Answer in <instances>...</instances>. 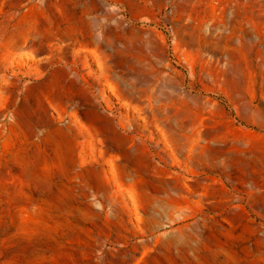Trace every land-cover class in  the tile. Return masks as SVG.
I'll list each match as a JSON object with an SVG mask.
<instances>
[{
  "label": "rangeland",
  "instance_id": "374dc122",
  "mask_svg": "<svg viewBox=\"0 0 264 264\" xmlns=\"http://www.w3.org/2000/svg\"><path fill=\"white\" fill-rule=\"evenodd\" d=\"M0 264H264V0H0Z\"/></svg>",
  "mask_w": 264,
  "mask_h": 264
}]
</instances>
